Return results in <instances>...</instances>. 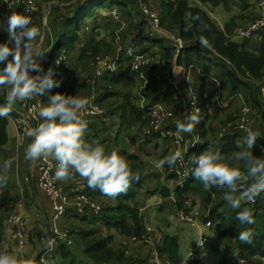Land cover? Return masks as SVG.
Listing matches in <instances>:
<instances>
[{
	"label": "crops",
	"instance_id": "1",
	"mask_svg": "<svg viewBox=\"0 0 264 264\" xmlns=\"http://www.w3.org/2000/svg\"><path fill=\"white\" fill-rule=\"evenodd\" d=\"M37 5V11L34 15L31 16L34 26L39 29L40 35L36 40V46L42 50H48L45 54L44 59L42 60V66L46 63L48 56L51 53L53 44H54V18L59 17L64 12L70 11L71 8L75 5L77 0H35ZM126 5V14L131 18V25L124 32V42L121 39H113V26L112 19L108 16L109 8H99L95 11L94 15L89 18L88 23L90 26H97V35L95 36V43L98 42L97 46L93 44L92 47L82 54V51L70 48V55L68 56L65 67L59 72L56 79L60 81V86L54 87L51 92L47 95L55 94L59 92L62 88L66 87L68 91H71V95H79L81 97H86L89 91L86 83V79L96 73L97 66L95 64V59L98 56L106 55H115L122 48L120 55L124 51L123 55H129L134 57L138 54H142L144 47L150 45V42H147V45H140V40L138 41V33L134 32L140 30L145 32L148 31V23L146 17L139 9L136 8L134 2L136 0H123ZM153 9L160 12L163 16L166 11L163 7L164 0H147ZM252 0H227V7L222 3L217 7H222V9H216L210 3H202L197 0H189L190 6L199 7L200 9L205 10L217 25L218 29L224 31L227 24L230 22H240L243 20V16L246 15L248 8V3H251ZM48 2L53 3L54 14H46V8ZM4 9V1L0 0V10ZM2 9V10H3ZM52 9V10H53ZM2 12V11H1ZM16 13H23L19 11V8L16 10ZM230 14V18L226 20L227 14ZM57 18V17H56ZM226 20V21H225ZM60 24H58V27ZM7 20L3 19L0 13V42H8L9 34L6 31ZM135 33V34H134ZM113 37V38H112ZM164 39L162 42L151 46L149 52H162L166 53L165 47L170 45L171 41L167 36H162ZM231 41L242 45L245 43L247 50L252 51L257 48L261 41H244L240 36L231 35ZM46 42V45H44ZM112 44V45H111ZM186 44V43H185ZM163 45V46H161ZM11 46V45H10ZM180 53L174 55V63ZM11 58V57H10ZM122 58V57H121ZM199 58V57H198ZM202 60L194 61L193 64L189 65L187 68L174 64L172 69L179 71H186L185 76L181 83L187 81L189 84H193L196 87H201L202 84L206 88V92L212 91L213 96L216 88L220 84L221 92L224 96H229L231 94V85L226 74L218 71L214 66V70L210 69V72H203ZM208 64V63H206ZM169 73V72H168ZM85 80V81H84ZM215 80H218L219 83H216ZM112 83L113 85L109 84ZM109 84V85H108ZM261 84L262 90V103L264 105V77L259 81ZM140 86H135V88L129 82V69L127 66V61L124 62V65L119 64L118 70L112 74L110 77L101 78L98 80V88L102 87V91L106 88L109 96L107 99L99 103L102 108L108 110L107 103H114L115 105L123 102H131L137 104L142 111L148 106L147 103L151 102V97L148 98L143 94V90ZM181 85V84H180ZM9 89L6 87H0V94L7 96ZM67 91V93H68ZM63 93V94H67ZM106 93V94H107ZM154 94V93H153ZM155 96L158 93L154 94ZM207 93H205V96ZM163 95L161 94V97ZM39 96H34L37 98ZM173 97V96H172ZM148 101V102H147ZM163 100H159V103ZM22 101H17L7 118L6 134L7 140L4 143H0V169H2L5 161L11 159L13 161L11 167L7 172L0 171V176H4V180H0V227H2L3 240L0 245V252H7L9 254L16 255L23 264H39L36 259L38 256L39 250L45 245L43 240L44 235L48 230V222L51 215V199L46 194V192L40 188L37 184V169L36 161H28L25 159V150L27 145L31 142V138L27 136V131L30 129L29 124L25 121L18 108ZM165 107L169 109L176 110L182 103L174 97V100L167 99V101L162 102ZM243 103L242 98H236L233 104L226 109H218L214 105H209L207 108L209 114L205 116L204 126H203V138H202V147L203 149L197 150L193 155H199L205 150L219 151L222 155V162L228 164L232 167H237L241 169L242 176L247 178V172L243 167L239 166V161H236L234 153L237 151L226 152L221 150V145H225L227 142L223 141V138L220 136L219 131L224 125L226 120L231 117V115L237 112L240 106ZM147 110V109H146ZM121 112L113 113L114 119L116 118L118 122L121 123L120 119ZM116 121V120H115ZM115 125L107 131L103 130V127H100V124L90 123L84 131V140L91 141L93 139H99L103 144L104 148L107 147L110 149L116 146L117 137L116 134L119 130V124L113 122ZM24 124L26 130L20 129L19 125ZM140 122H128L124 128L125 132L122 135V148L128 153L138 155L141 160L143 159L145 163L144 171L148 174L147 179L145 180L141 188L135 190V195L129 197L128 199L123 198L124 201L135 210L139 211L140 216L143 218V221L146 225V240L143 241H132L129 236L121 234L118 229L106 225L105 222L93 221L90 217L81 218L74 214L72 217H66L62 222L64 226L69 227H80L87 232L94 231L98 237H112L111 245L117 249L123 246L129 247L128 255H133L136 258L144 259L155 249L157 243L162 244L165 236L174 235L180 246V240L184 238L185 245L190 242L189 246L193 245V236L194 233H199L202 237L212 236L214 234V224L211 222H206L207 210L204 208L205 201L201 197V189L198 188L196 193L189 192V199L193 202H197V205H194L193 208L199 210V214L196 217L198 224L193 226L195 230L192 232H185L181 234V229L179 225H186V221L182 220L179 216V202L180 198L176 193L175 188L170 186L171 183V173L170 167L165 165L162 169H156L154 163L159 159H163L166 156L172 154V151L169 150L168 146L163 142L164 140H159L157 143L148 142L143 144L140 139L139 142L133 143L130 141V137L137 138L138 132L140 131ZM254 132L257 133L259 140L264 139V106L261 110L258 108L254 109ZM245 136H238L235 140H232L236 143L243 144ZM142 143V144H141ZM255 151L258 152L256 146L253 147ZM124 159L127 158V155H120ZM248 179V178H247ZM249 180V179H248ZM62 186L70 188L74 185L83 186L82 182H86L78 174L72 175L69 179L65 181H59ZM81 183V184H79ZM85 188L86 185H84ZM83 186V187H84ZM192 186L195 187L193 184ZM166 188L168 190V195L164 196L162 189ZM92 193L96 196L95 199L105 203L106 206L114 208L119 205L120 199L116 197H108L102 195L100 191L94 192V189L91 190ZM90 192V191H89ZM97 195L99 197H97ZM125 197V196H124ZM185 206V205H184ZM73 206L68 209L72 211ZM17 212L19 213L24 221V229L26 232L25 236V246H19L12 238V227L7 222V217L11 214ZM79 214V213H78ZM185 222V223H184ZM35 223V224H34ZM129 224H134L133 217L128 218ZM208 231V232H206ZM195 245V244H194ZM193 245V247H194ZM220 245L225 249L229 255L227 264H239V259L235 250V241L229 238L220 239ZM192 247V249H193ZM191 249V250H192ZM191 250H188L186 255L181 254L183 260L186 263L183 264H194L196 258H201L205 262V255L196 254L194 259L189 257ZM259 255H247L244 259L249 264H255L250 260H258ZM162 264H172L167 257H163ZM258 264V261H256Z\"/></svg>",
	"mask_w": 264,
	"mask_h": 264
},
{
	"label": "trees",
	"instance_id": "2",
	"mask_svg": "<svg viewBox=\"0 0 264 264\" xmlns=\"http://www.w3.org/2000/svg\"><path fill=\"white\" fill-rule=\"evenodd\" d=\"M197 1L204 4L210 3L215 7L222 3L226 7L228 6L227 0ZM258 1L259 0H252L251 3H248L246 15L243 16L244 18L242 21L237 23L232 21L227 24L224 31H221L205 10L200 9L199 7L190 6L189 0H164L163 7L166 13L163 16L161 15L162 25L169 31L177 32L186 43L185 47L181 50L176 63L173 61L174 55L176 56V46L172 40L169 39L171 43L165 47V54L162 52H149L151 46L162 42L166 38L160 35H152L149 25L146 34L145 32L142 33L140 30L134 32L138 33L137 37L138 41L140 40V45H147V42L151 43L150 45H147L148 48L146 46L144 47L142 54L153 55L160 61L159 65L156 66V70L160 74H167L168 72L171 73L174 64L187 68L189 65L193 64L194 61L202 60V65L204 64L203 66L205 67V69H202L203 72L208 73L210 72V69L214 70L215 67L218 71H220V73L222 72L223 74H226V78L231 85V93L242 95L252 109L258 108V110H261L264 105L262 103V90L259 81L264 77V32H262V44L252 51L247 50L245 43L239 45L230 39V36L233 35L234 29L237 26L246 25L253 19L259 17L257 7ZM134 4L136 8L139 9L136 1ZM125 5L126 3L123 0H77L70 11H67L66 13L64 12L59 16L61 19H58V16H55L54 26H52L55 41L51 53L48 56L50 62L44 67V72H47L49 68H52L56 73V79L59 72L65 67V62L70 55V48L80 50L82 51V54H84L89 47L93 46V44L97 46L98 42L95 43V36L97 35L96 30L98 27L90 26L86 17L89 16V18H91L95 11L101 7H108L109 14L114 8L118 10L120 17L126 24L124 28H122V24L116 21L112 16L108 17L112 19L111 24L113 26L112 30L114 37L112 38L115 39L117 32H119L122 36V42H124L123 31L127 30L129 25H131V18L126 14L127 10ZM2 9L0 10V13ZM52 9L53 3L51 4L49 13H56L54 12V9ZM19 11L23 12L22 8H20ZM58 24H60L59 27ZM188 25H191V27L185 31V28ZM201 38L207 40V44L216 49L219 54L227 57L231 63L228 64L221 57L212 53L207 45L202 46L199 43ZM83 40L85 41V44L84 46H81ZM123 53L124 51L122 52V55H120L119 64L124 65V62L127 61L130 84L134 88L135 86H140L141 81L137 76H135L131 68L134 59L132 56L123 55ZM62 54L66 55V58L63 61L62 66L57 68L54 64ZM116 71L108 73L102 78L104 79L108 76L110 77ZM109 84L113 85L112 83ZM144 85L145 84L143 82L141 85L143 94L148 96V98L151 97L152 99L150 103H147L148 106L159 102V100H174V97L182 103L178 108H176L174 119H172L170 124L166 126L167 129L171 128L172 130H177L176 125L181 122L183 117L182 115L184 113L183 110L189 104L190 84L187 81H184L178 88H175L171 85L164 84L162 81L158 80L155 75H152L150 76L148 83L145 86ZM204 85L206 84H202L199 88L195 86L204 110L202 118V136L204 135L203 126L205 116L209 114L206 104L208 103L209 105H214L213 92H210V89L206 92ZM101 89L102 87L98 88L100 96L98 100L99 103L105 101L109 96L106 88L104 91ZM67 91L68 89L64 87L59 91V93H67ZM153 93H158V95L155 96ZM205 93H207L206 96ZM67 94L71 95L72 93L71 91H68ZM161 94L163 95L162 97ZM5 101L6 96L0 94V105H3ZM107 106L108 110L105 109L104 114L98 118L93 125L100 124V127H103V130L107 131L115 125L113 122H117L116 124H119V130L116 134V146L110 149L107 147L105 150L108 153L117 151L119 155H127L125 160L128 162L132 174L138 177V179L130 181L126 192L115 196L121 201L119 205L114 208L109 207V205L106 206L105 203L96 200V196L91 191L92 189L87 187L86 182H82L83 186L86 185L87 187L85 188V186H82L83 191L92 200H95L100 204L101 211H99L98 214H93V211L78 214L76 208L72 207V211L68 209L64 218L72 217L74 214H77V216L80 215L78 217L81 218L90 217L93 221L101 220L105 222L106 225L118 229L121 234L129 236L132 241H143L146 240V225L143 218L140 216L139 211L133 209L127 201L123 200V198L128 199L129 197L134 196L135 190L143 186L148 174L144 171L145 163L143 159L141 160L138 155L128 153L122 148L121 139L125 132L124 128L128 122H140V131L138 132L137 138L134 139V137H130L131 142L136 143L139 142L140 139L143 141V144H146L148 142L157 143L159 140H164L163 142L171 151L173 148V138L170 136H162L158 133H152L149 135L143 134L144 127H146L149 123L148 110H146L147 108L142 111L143 109H141L137 104L129 101L119 103L117 105L108 102ZM115 112H121V123L118 122L116 118L114 119L113 113L115 114ZM6 126L7 118L0 117V143H4L7 140ZM238 136H241V134H229L223 137H227V139H222L227 143L225 145H221L222 152H231L234 150L239 151L240 149L236 148L237 143L232 141ZM201 147L202 144L199 146L198 151L203 149ZM196 151L197 150L191 152L190 156H193V153ZM252 154L255 157H261L260 153L255 151L254 148L252 150ZM239 166L245 169L241 163H239ZM171 178L172 180H175L172 175ZM193 184L195 187L192 186ZM198 188L201 189L200 195L205 201L204 208L207 210L206 212L209 213V216L206 218V222L214 224V234L212 236H206L205 245L198 254L205 255V262L198 257L193 261L194 264H227L229 255L220 245V239L222 238H229L235 241V250L238 258H245L249 254L264 257V192H262L256 204L248 205L242 203V207H248L252 210L255 223L252 225H241L235 219L236 212L239 211V209L232 210L230 206L227 205L223 199L224 190L217 188L205 189L204 186L199 181L194 180L193 177H191L185 188L182 189L177 186L175 187L176 193L180 198L179 210L183 209L184 200L189 198V192L193 191V193H196ZM98 191V189L94 190V192ZM162 191L164 196L169 194L166 188H163ZM102 195L104 194L102 193ZM237 195H239V192ZM97 197L99 196L97 195ZM192 205H197V202L194 200ZM131 216L133 217L134 224L128 223V218ZM62 230H66L69 233V236L73 239V243L68 244L65 241H58L54 251L48 257L49 264H151V260L152 258L154 259V254L156 252L160 257L161 264L163 257H167L172 264H179L182 260L180 256L179 241L174 235L165 236L162 244L157 243L155 249L148 255V257L141 259L136 258L133 255H128L127 253L129 251V247L123 246L115 249L111 245L112 237H98L94 231L87 232L80 227L75 228L66 225L62 228ZM245 230H250L252 232L250 243H241L238 239L239 233ZM2 240V227H0V245Z\"/></svg>",
	"mask_w": 264,
	"mask_h": 264
},
{
	"label": "clouds",
	"instance_id": "3",
	"mask_svg": "<svg viewBox=\"0 0 264 264\" xmlns=\"http://www.w3.org/2000/svg\"><path fill=\"white\" fill-rule=\"evenodd\" d=\"M8 5L13 7L14 4L8 0ZM190 27L188 25L185 31ZM6 31L9 41L0 42V87H6L9 91L5 103L0 105V117L8 116L17 101L45 95L60 86L54 70L49 68L44 72L42 68L41 62L48 50L36 46L40 33L31 16L13 12L7 19ZM199 43L206 46L207 40L201 38ZM88 104L89 100L79 95L59 92L49 95L47 101L39 106V123L27 131L31 142L26 147L25 159L36 161L50 157L56 162V181H65L78 174L86 180L87 187L98 189L105 196L115 197L126 192L130 181L138 177L132 174L128 162L117 151L106 152L99 139L90 142L84 140L87 125L82 119V111ZM199 122V109H196L186 115L183 122L177 123V131L193 133ZM246 132L243 144H236L240 150L233 157L244 166L251 181L244 191H240L238 182L245 177L239 168L222 162L219 151L205 150L198 156L189 157V171L185 174H190L205 189L224 190L223 199L227 205L232 210L239 209L235 219L241 225H252L255 223L254 214L250 208L242 207V203L252 201L264 192V158L252 154L257 133L250 129H246ZM182 159V152L177 150L156 161L154 167L158 170L165 165L171 168ZM12 163L11 159L5 161L0 171L7 172ZM4 179V176H0V180ZM251 237L252 232L245 230L239 233L238 239L241 243H250ZM0 264L23 262L14 254L0 252Z\"/></svg>",
	"mask_w": 264,
	"mask_h": 264
},
{
	"label": "built area",
	"instance_id": "4",
	"mask_svg": "<svg viewBox=\"0 0 264 264\" xmlns=\"http://www.w3.org/2000/svg\"><path fill=\"white\" fill-rule=\"evenodd\" d=\"M4 1V9L1 12L3 19H8V17L16 12L19 5H23L26 14L32 16L36 13L37 5L35 0H11L14 4L13 7H9L8 0ZM140 11L144 14L147 19V23L150 27V32L152 35L167 36L168 39L172 40L176 46L177 53L185 47V41L177 33L169 31L161 23V15L158 11L154 10L147 0H136ZM52 2H48L46 8V14H49ZM259 17L253 19L246 25H239L234 29V35L240 36L244 40L249 41H261L262 32H264V0H259L257 3ZM111 16L118 22L122 24V28L125 27V23L120 17V14L116 8L112 9L110 12ZM88 28V27H87ZM86 30V29H85ZM83 36V35H82ZM116 38L121 39V35L117 32ZM85 41L83 40L81 46H84ZM208 48L212 53L221 57L224 61L230 64V60L219 54L216 49L211 45L207 44ZM119 52L113 55L98 56L95 59V64L98 67L96 73L88 77L85 81L89 88L86 98L89 100V104L86 109L82 111V119L86 122L88 126L90 123H94L104 114V109L99 104V92H98V80L106 76V74L114 72L118 69L120 61V52L122 50L119 47ZM66 55L62 54L55 62V66L60 68ZM160 61L153 55L138 54L134 57L132 63V71L139 78L141 83L146 85L149 81L150 76L155 75L158 80L162 81L164 84L171 85L172 87L178 88L185 76L184 70L179 71L177 68L171 73L160 74L156 70V66L159 65ZM46 64V63H45ZM44 64V65H45ZM219 83L218 80H215ZM144 85V86H145ZM52 90V89H51ZM49 93L39 96L37 98H31L22 101L19 105V112L29 124V127H35L40 118L38 116L39 106L47 101V95ZM189 104L184 108L183 117L181 122L184 121L186 115L199 109L200 122L196 125L193 133H178L177 130L167 129V125L175 117V110L169 109L164 106L162 102H157L153 105L147 106L149 123L143 129V134L149 135L152 133H158L162 136H170L173 138V148L172 153L179 150L183 154V159L178 160L174 167L170 168L171 175L176 180V186L179 188H185L186 184L191 179V175H186L189 171L187 161L189 159L191 152L198 150L199 146L202 144V118L204 110L201 105V99L197 93L196 87L190 83L189 85ZM242 98L243 103L239 110L231 115L230 118L226 120L224 125L221 127L219 134L221 137H225L229 134H241V136H246V129H250L254 132V109L247 104L245 98L240 94H229V96H224L221 92L220 84L216 88L213 96L214 106L218 109L229 108L236 98ZM20 129L26 130L24 124L19 125ZM254 146H256L261 158H264V140L257 139ZM55 161L52 158H42L39 159L36 164L37 184L42 188L46 194L51 199V207L53 211V216L49 219L48 230L44 235L43 240H47L45 245L39 250V255L37 257V262L39 264H49L48 257L54 251L58 241H65L68 244L73 243V239L69 236L66 230H62L60 227V220L64 218L68 212V208L73 206L76 208L78 213H87L88 211H93V214H98L101 211V206L95 200H92L82 189L80 185H75L70 188H66L61 185L59 181L54 179L55 173ZM250 180L246 177L242 181L238 182V187L240 191H244L249 185ZM258 194L254 200L245 201L244 204L254 205L257 203L260 195ZM183 209L179 210V216L182 220L186 221L191 226H196L198 221L196 217L199 214V210L193 208L192 201L188 198L184 200ZM209 213L207 212V217ZM8 224L12 227V238L19 246H25V236L26 232L24 229V221L22 216L17 213H11L7 217ZM206 241V236L203 235L199 238V241L195 243L193 249L191 250L189 257L194 259L196 254L199 253ZM157 253V252H156ZM154 254V259L152 258L151 264H161L160 257ZM260 256V255H259ZM258 260H250L256 264H264V257H257ZM239 264H249L244 258L239 259ZM186 263L185 260L179 264Z\"/></svg>",
	"mask_w": 264,
	"mask_h": 264
},
{
	"label": "rangeland",
	"instance_id": "5",
	"mask_svg": "<svg viewBox=\"0 0 264 264\" xmlns=\"http://www.w3.org/2000/svg\"><path fill=\"white\" fill-rule=\"evenodd\" d=\"M149 5H150V4H149ZM150 6H151V5H150ZM151 7H152V6H151ZM18 8H19V9L22 8L23 12L26 13V12H25V9H24V7H23V5H19ZM216 9H222V7H216ZM154 10H155V9H154ZM159 14L161 15L160 12H159ZM144 17H145V16H144ZM229 18H230V14L228 13V14H227V18H226V20H228ZM5 20H6V19H5ZM86 20H89V16L86 17ZM226 20H225V21H226ZM121 30H122V28H121ZM121 30H120V31H121ZM44 45H46V42H45ZM46 56H49V55H46ZM170 186H172L173 188H175V187H176V181H175V180H171ZM51 210H52V208H51ZM52 216H53V211L51 212L50 219L52 218ZM64 219H65V218H62V219L60 220V222H59L61 228L64 227V224H63V222H62ZM184 223H185V222H184ZM34 224H35V223H34ZM186 225H187V226H185V225H179L180 227H183V228L181 229V231H180L181 234H183V233H185V232H192V231L195 230L194 228H192L193 226H191L190 224L186 223ZM195 231H196V230H195ZM206 232H208V231H206ZM200 236H201V235H199V233H194V236L192 237L193 240H194V241H193V245H194L195 243H197V241H199ZM44 242H47V240L45 239ZM189 244H190V242H188L187 245H185L184 238H182V239L180 240V253H181V254L186 255V253L188 252V250H191V249H192L193 245H192L191 248H190ZM154 246H156V245H154ZM38 253H39V252H38ZM38 255H39V254H38ZM78 255H79V254H78ZM80 256H81V255H80ZM36 257H38V256H36Z\"/></svg>",
	"mask_w": 264,
	"mask_h": 264
},
{
	"label": "water",
	"instance_id": "6",
	"mask_svg": "<svg viewBox=\"0 0 264 264\" xmlns=\"http://www.w3.org/2000/svg\"><path fill=\"white\" fill-rule=\"evenodd\" d=\"M49 62H50V60H49V57H48V59H47V61H46V64L43 65L42 68L44 69V67H45Z\"/></svg>",
	"mask_w": 264,
	"mask_h": 264
}]
</instances>
